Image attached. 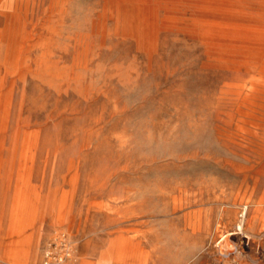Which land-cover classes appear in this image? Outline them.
<instances>
[{
  "label": "rangeland",
  "instance_id": "1",
  "mask_svg": "<svg viewBox=\"0 0 264 264\" xmlns=\"http://www.w3.org/2000/svg\"><path fill=\"white\" fill-rule=\"evenodd\" d=\"M263 217L264 0H0V264L59 230L72 264H264Z\"/></svg>",
  "mask_w": 264,
  "mask_h": 264
},
{
  "label": "built area",
  "instance_id": "2",
  "mask_svg": "<svg viewBox=\"0 0 264 264\" xmlns=\"http://www.w3.org/2000/svg\"><path fill=\"white\" fill-rule=\"evenodd\" d=\"M76 255L75 242L66 231L55 232L44 247L42 264H72Z\"/></svg>",
  "mask_w": 264,
  "mask_h": 264
},
{
  "label": "bare ground",
  "instance_id": "3",
  "mask_svg": "<svg viewBox=\"0 0 264 264\" xmlns=\"http://www.w3.org/2000/svg\"><path fill=\"white\" fill-rule=\"evenodd\" d=\"M246 210H247V206H246ZM245 215H246V211H244V213L241 215L242 220H245ZM263 220V227H264V217L262 218ZM230 232H224L220 235L221 241H226L228 240L229 236L234 235V234H229ZM238 234V233H237ZM239 234L244 235V231L242 230ZM264 236V235H263ZM257 240V239H256ZM257 251V250H256ZM259 253V252H258Z\"/></svg>",
  "mask_w": 264,
  "mask_h": 264
}]
</instances>
